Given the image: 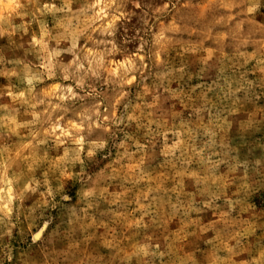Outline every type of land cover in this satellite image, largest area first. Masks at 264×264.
<instances>
[{
	"label": "clouds",
	"instance_id": "9594fccd",
	"mask_svg": "<svg viewBox=\"0 0 264 264\" xmlns=\"http://www.w3.org/2000/svg\"><path fill=\"white\" fill-rule=\"evenodd\" d=\"M0 264H264V0H0Z\"/></svg>",
	"mask_w": 264,
	"mask_h": 264
}]
</instances>
